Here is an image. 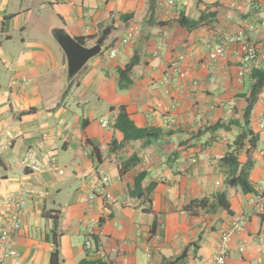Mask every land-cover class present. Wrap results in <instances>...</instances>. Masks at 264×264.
<instances>
[{"label":"crops","instance_id":"0c3cea01","mask_svg":"<svg viewBox=\"0 0 264 264\" xmlns=\"http://www.w3.org/2000/svg\"><path fill=\"white\" fill-rule=\"evenodd\" d=\"M181 15L201 22L187 30ZM133 28L139 36L121 45ZM62 37L101 52L70 76ZM244 42L260 55L248 72ZM209 45H223L225 57L209 61ZM263 66L264 0H177L169 9L158 0H0V236L26 203L0 264H51L57 247L61 264H163L185 252L179 264H215L237 218L245 227L227 264H264V211L252 206L264 194V88L250 118L256 145L235 144ZM123 111L150 136L127 140L116 127ZM230 152L252 165L254 193L227 185ZM30 153L40 172L25 167ZM99 171L113 203L88 200L102 187ZM218 193L230 211L187 210Z\"/></svg>","mask_w":264,"mask_h":264},{"label":"built area","instance_id":"2783aa9c","mask_svg":"<svg viewBox=\"0 0 264 264\" xmlns=\"http://www.w3.org/2000/svg\"><path fill=\"white\" fill-rule=\"evenodd\" d=\"M177 0H158V6L160 8H172L175 7ZM140 34V29L139 28H133L131 29L127 36L121 40V45L127 44V42L131 41L133 38L139 36ZM241 53H242V59H241V70L242 72H248L253 65L260 59V55L258 52V49L249 44V43H242L241 45ZM208 52V60L212 62H217L218 60H221L222 58L225 57L226 50L223 45H209L207 48ZM119 49L114 48L110 51L109 57L111 59L116 58L119 55ZM184 60V56L179 58V62H173L171 66V70L175 73H178V67L179 63ZM264 70V66H263ZM184 76L183 74H181ZM169 83L168 78H164L162 80L161 84L166 85ZM174 123V121H172ZM101 125L103 127H108V122L101 120ZM8 136L11 137V134L8 133ZM6 148V146H4ZM24 165L26 168H28L31 173H37L42 170V166L40 161L32 154L30 153L25 162ZM60 174H63V171H60ZM99 176L100 180L102 183V187H98L96 190H94V193L90 194L88 196V200L92 201L95 200L96 198L100 197L104 199L107 202H114L115 199L113 195L107 190V187L110 185V180L109 178L104 174L103 171H99ZM25 201L20 200L17 203V207L19 209L18 212L12 214L7 222V228L3 230L0 236V241H1V247L6 248L8 246V243L11 241L12 237L17 236L21 229H22V224H23V219L20 211H22L25 208ZM252 206L258 209V211L263 212L264 211V194H260L256 196L255 199L252 200ZM245 227V219L244 218H237L232 222V225L230 229L225 232L222 236L221 239V244L219 245V248L216 252L215 256V264H227L228 258L230 256V243L233 239L234 236L239 234L244 230ZM89 234H94V229H89ZM264 241V236L262 238ZM86 247L89 249L91 248L90 242L86 244ZM244 248H240V252H243ZM6 256H18V254L10 249L6 251Z\"/></svg>","mask_w":264,"mask_h":264},{"label":"trees","instance_id":"16d2710c","mask_svg":"<svg viewBox=\"0 0 264 264\" xmlns=\"http://www.w3.org/2000/svg\"><path fill=\"white\" fill-rule=\"evenodd\" d=\"M197 1H202V0H197ZM200 22L201 20L191 21L185 18V16L183 15H181L179 18L180 26L183 28H186L187 30L195 29L196 27L199 26ZM78 41L79 43L84 45L85 39L80 38ZM133 64L134 63H132L128 67V70L132 68ZM253 77L256 81L255 89L251 96L249 107L244 117V125H243L244 131L236 139V142H235L237 147L243 146L245 141H247L248 138H250L249 142L252 147L256 145V141H257V136H255L253 131L250 129V118H251V112H252L253 105H254V100L256 99L260 91L264 88V70L255 72L253 74ZM116 127L125 134V137L127 138V140L139 139L142 137H149L151 133L150 130L136 129L134 125L129 121L124 111L120 114ZM220 127H225L226 129L228 128V126H220ZM222 163L223 165L229 167L228 179L226 182L228 186L240 187L245 193H254L255 190L253 189L249 181V174L252 169V165L250 164V162H248L241 168V163H239L238 154L235 152H230L222 159ZM218 208H223L227 211H230V205L226 199L225 193H218V194L213 195L211 198L203 199L200 201H194L187 208V210L189 212H192L194 211V209H201V210H205L208 212H213L217 210ZM186 254L187 253L185 252L176 261L165 262L163 264H179L181 261H183L186 258ZM51 264H61L58 247L52 256ZM90 264H106V263L95 262V263H90Z\"/></svg>","mask_w":264,"mask_h":264},{"label":"water","instance_id":"95a60500","mask_svg":"<svg viewBox=\"0 0 264 264\" xmlns=\"http://www.w3.org/2000/svg\"><path fill=\"white\" fill-rule=\"evenodd\" d=\"M59 42L68 57L70 76H75L90 59L101 52L99 45L86 48L69 37H62Z\"/></svg>","mask_w":264,"mask_h":264}]
</instances>
